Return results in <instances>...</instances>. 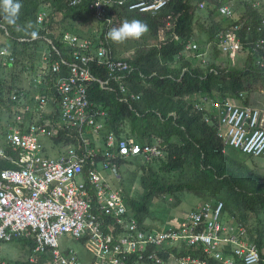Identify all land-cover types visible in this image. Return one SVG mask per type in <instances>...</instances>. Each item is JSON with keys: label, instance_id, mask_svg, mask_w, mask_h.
<instances>
[{"label": "built area", "instance_id": "built-area-1", "mask_svg": "<svg viewBox=\"0 0 264 264\" xmlns=\"http://www.w3.org/2000/svg\"><path fill=\"white\" fill-rule=\"evenodd\" d=\"M85 1L65 0L72 7ZM170 1L89 2L88 13L101 25L99 32L105 33L102 38L80 37L71 31L56 35L53 30H46L64 44V56L54 38L44 37L47 50L41 53V67L33 76L35 100L29 103L21 98L30 93L27 90L19 95L13 93L12 100L18 105L12 109V118L0 137V158L15 166L0 174V264H8L1 258L3 244L31 237L36 246L27 264H128L130 256H137L136 264L159 263L157 250L195 244L202 245L208 256L222 264H264L258 245L248 238L246 225L226 214L223 201L207 200L191 208L181 226L148 227L145 221L142 225L133 216L125 192L112 182L120 178V160L140 156L145 163L160 153L156 147L130 143L113 132H103L101 117L105 111L90 100L88 87L97 81L103 89L113 90V79L118 81L120 93L126 94L124 79L132 69L126 61L113 58L105 38L113 24L112 16L119 10L155 15ZM236 1L215 0L210 5L220 15L230 16ZM241 1L262 10L255 26L260 37L251 45L254 51L264 52V0ZM205 7V2L200 3L201 9ZM48 14L40 11L37 23L42 25ZM239 29L235 26L222 32L217 47L226 53L242 50ZM198 47L191 42L186 49ZM48 48L60 58L51 56ZM10 54L6 47L0 48V65L6 64L2 58L9 60ZM198 57H204V53ZM93 62L109 69L106 79L93 76ZM62 65L67 66V73L62 72ZM241 98L239 101L245 99L243 95ZM128 99H139V95L129 93L124 100ZM236 102L211 100L209 109L204 104L198 109L211 112L207 121L219 125L225 145L262 157L264 150L257 152L255 144L264 141V106ZM26 113L32 114L33 121L26 120ZM55 140L59 146L54 144ZM65 235L82 239L95 259L82 262L75 252L62 254L59 239ZM40 253L48 259L42 262ZM180 264L205 261L187 255L180 259Z\"/></svg>", "mask_w": 264, "mask_h": 264}, {"label": "trees", "instance_id": "trees-1", "mask_svg": "<svg viewBox=\"0 0 264 264\" xmlns=\"http://www.w3.org/2000/svg\"><path fill=\"white\" fill-rule=\"evenodd\" d=\"M91 1L72 7L65 0H20L22 8L16 25H8L0 18V48L6 47L11 53L9 60L2 58L6 64L0 65V117L5 112L9 120L12 118L11 111L18 105L12 100L13 93L19 95L27 90L30 93L21 98L29 103L35 100L33 76L41 67V53L47 50L44 42V37L50 35L47 29L56 35L71 31L80 37H103L105 33L99 32L101 25L88 13ZM202 2L206 3L204 9L200 8ZM212 2L215 0H171L155 15L127 10L115 12L110 28L118 27L126 19H138L146 23L149 30L139 40L121 44L109 41L113 58L126 61L132 69L124 79L126 94L120 93L118 81L113 79L110 82L113 90L103 89L97 81H92L88 94L101 108L99 110L105 111L101 117L103 132H113L130 143L156 147L160 153L140 166L141 183L146 189L144 196L128 201L129 211L141 224L146 217H151L152 209L148 204L151 206L154 197L173 200L179 193H186L197 201H223L226 214L246 225L248 238L258 245L264 256V172L259 170L258 157L225 145L219 135V125L207 121L211 112L198 109L210 100L239 101L241 95L245 96L241 104L249 105L252 93H264V52L254 51L251 45L260 37L255 26L262 10L237 0L232 14L224 16L211 6ZM42 10L49 13V18L39 25L37 17ZM88 21L97 26H88L86 31L78 27ZM28 22L33 28L25 32ZM235 26L240 27L237 35L241 37L242 50L238 52L245 55L242 65L231 67L233 52L223 53L217 47V40L222 32ZM31 31L37 33L36 38H32ZM50 37L55 39L54 34ZM130 41L131 46L125 47ZM54 42L63 55L64 44L59 38ZM191 42L200 45L197 50L186 49ZM204 43L211 46L206 62L205 58L198 57ZM48 50L51 56L60 58L51 48ZM61 68L63 73L68 72L67 66ZM90 70L100 80L109 74V69L97 62L91 63ZM20 74L29 76L28 88L18 84ZM35 93L44 94L43 91ZM129 93L138 94L139 99L125 101ZM25 118L30 122L34 119L30 113H26ZM1 121L0 118V137L5 131ZM54 144L59 146L56 140ZM135 158L142 160L140 156ZM126 162L120 160L119 164ZM10 168L15 166L0 158V174ZM16 240L28 244L30 252L24 261L15 264H27L36 240L31 237L13 241ZM76 241L84 246L82 239ZM59 249L64 255L75 252L77 258L85 262L73 248L60 246ZM156 255L161 262L150 261V264H180V259L187 255L198 257L205 264H222L208 256L200 244L163 248L157 250ZM38 257L42 262L48 259L42 253ZM135 257L130 256L128 264H136Z\"/></svg>", "mask_w": 264, "mask_h": 264}, {"label": "rangeland", "instance_id": "rangeland-1", "mask_svg": "<svg viewBox=\"0 0 264 264\" xmlns=\"http://www.w3.org/2000/svg\"><path fill=\"white\" fill-rule=\"evenodd\" d=\"M88 26L91 28H95L97 25L92 21H88L85 22V24H81V26L79 25L78 27L81 30L86 31ZM161 35H163V32L161 33ZM129 46H131V41L130 44H125V47ZM201 49H203V58H205L203 59V61L206 62V56L210 55L211 53V46L208 44L201 45ZM129 52L131 53L133 52V50H130ZM244 55L245 53L233 52V55L231 54L230 58L231 67H234L235 65H242ZM223 62H226V60L224 61V58ZM18 84L24 88H28L30 85L29 76L25 74H20ZM210 101L204 103V106L208 109L210 108ZM236 103L239 104L238 102ZM249 105L253 107H263L264 93H252ZM0 118L2 119V126L6 127L9 123L8 114L4 112L3 114H1ZM258 163L260 165L259 170L264 172V156L258 157ZM143 164L144 163L142 160L136 158L128 159L126 163L120 165L119 167L120 178L117 181L114 179L112 181L113 184H116L125 192L127 202L130 199L140 200L145 194L146 189L144 188V186H142L141 183L140 170V166H142ZM193 200L195 203L198 202L197 205L205 201L203 199L201 201H197V198H193L192 196H189L186 193H179L173 200L166 198L164 199L163 197H154L151 206L150 203L148 204V207L152 209L151 213L149 214L152 218L150 216L148 218L146 217L145 225L150 227H156L160 225V227H164L166 225L171 224H174L175 226H181V224H183V221L186 220L187 212L195 206ZM59 243L60 246L64 249L73 248L74 250L79 252V256L85 262H87L89 257L92 258L93 256V254L87 248H85L80 242L76 241L71 235H65L61 237L59 239ZM29 252L30 249L28 244L16 240L10 243L3 244L1 258H3L6 262H9V264H15L16 261H24L28 257Z\"/></svg>", "mask_w": 264, "mask_h": 264}, {"label": "clouds", "instance_id": "clouds-1", "mask_svg": "<svg viewBox=\"0 0 264 264\" xmlns=\"http://www.w3.org/2000/svg\"><path fill=\"white\" fill-rule=\"evenodd\" d=\"M21 8L22 3L20 2V0H0V18H2L8 25H16ZM221 11L224 10L222 9ZM32 28V23L28 22L24 26V31L28 32V30ZM148 30V25L143 21L138 19H126L121 22L118 27L110 28L106 32L105 38L113 43L121 44L129 40H139L145 33L148 32ZM30 35L32 36V38H36L37 33L35 31H31ZM237 102L241 103V101ZM255 148L257 152L264 150V141L255 144Z\"/></svg>", "mask_w": 264, "mask_h": 264}, {"label": "crops", "instance_id": "crops-1", "mask_svg": "<svg viewBox=\"0 0 264 264\" xmlns=\"http://www.w3.org/2000/svg\"><path fill=\"white\" fill-rule=\"evenodd\" d=\"M90 259L88 258V260L87 261H89Z\"/></svg>", "mask_w": 264, "mask_h": 264}, {"label": "bare ground", "instance_id": "bare-ground-1", "mask_svg": "<svg viewBox=\"0 0 264 264\" xmlns=\"http://www.w3.org/2000/svg\"><path fill=\"white\" fill-rule=\"evenodd\" d=\"M9 116V115H8Z\"/></svg>", "mask_w": 264, "mask_h": 264}]
</instances>
